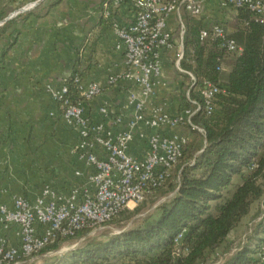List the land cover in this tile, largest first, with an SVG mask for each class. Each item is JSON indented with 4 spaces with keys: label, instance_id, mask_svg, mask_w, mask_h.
<instances>
[{
    "label": "built area",
    "instance_id": "2783aa9c",
    "mask_svg": "<svg viewBox=\"0 0 264 264\" xmlns=\"http://www.w3.org/2000/svg\"><path fill=\"white\" fill-rule=\"evenodd\" d=\"M207 1L105 0L103 17L125 47L127 67L125 72L110 76L108 82L110 86L128 82L134 89L128 92L125 106L116 115L108 104L102 106L100 121L85 117L81 105H72L65 99L66 85L61 89L56 100L63 101L62 116L78 134L73 153L85 167L75 170L77 181L63 189L47 183L35 201L19 196L12 208L0 205L1 222L7 228L16 227L19 239L17 244L6 239L0 241V264H20L59 239L74 238L81 231L103 227L127 213L132 204L139 206L146 202L166 184L188 141L178 132L179 128L192 125V117L202 110L211 116L221 92L219 86L206 80L200 92L201 105L190 99L188 91L187 98L194 109H186L183 116L172 115L166 100L154 101L158 86L164 85L162 61L166 53L175 51L177 69L185 73L180 65L186 33L184 16H204ZM123 4L133 11L131 23H120L114 17L115 9ZM219 7L235 14L237 10L247 9L264 24V0H219ZM204 22L201 40L210 45L218 43L234 56L243 52L223 22ZM189 76L192 85L196 80ZM76 82L80 83L82 97L88 101L102 93L98 84L85 88L82 81ZM144 127L152 133L146 134ZM198 130L203 133L202 129ZM137 139L146 143V153L142 156L132 152ZM182 238L180 235L177 241ZM257 264H264V254Z\"/></svg>",
    "mask_w": 264,
    "mask_h": 264
},
{
    "label": "trees",
    "instance_id": "16d2710c",
    "mask_svg": "<svg viewBox=\"0 0 264 264\" xmlns=\"http://www.w3.org/2000/svg\"><path fill=\"white\" fill-rule=\"evenodd\" d=\"M35 13L36 9L7 22L0 28V38L14 22ZM184 21V56L180 65L186 78L190 79L191 74L196 80L192 85L189 83L190 99L203 105L200 92L206 80L221 89L211 116L202 110L192 117L193 126L185 124L202 139V144L199 146L198 139L187 141L184 154L166 184L146 201L161 191L173 194L158 207L154 218L106 241H90L53 264H204L218 251L232 253L231 233L262 201L264 24L247 9L236 11L237 22L229 33L243 52L234 56L218 43L210 45L201 40L205 26L202 17L186 14ZM83 48L84 45L78 48L73 73L66 80L65 99L72 105H81L84 116L91 118L90 101L82 97L80 83L76 82L83 79L80 69ZM227 66L228 75L222 79ZM186 104L188 109H194L188 100ZM125 214L109 223H121L128 218ZM90 232L85 230L74 238L59 239L38 255L56 251L63 243L83 238ZM180 235L183 238L178 242ZM263 254L264 215L248 241L230 258H225L223 264H257Z\"/></svg>",
    "mask_w": 264,
    "mask_h": 264
},
{
    "label": "crops",
    "instance_id": "0c3cea01",
    "mask_svg": "<svg viewBox=\"0 0 264 264\" xmlns=\"http://www.w3.org/2000/svg\"><path fill=\"white\" fill-rule=\"evenodd\" d=\"M38 1L0 0V23L13 14L26 13L18 14L22 9H36L34 15L9 26L0 38V205L9 208L19 196L35 201L47 183L65 188L77 181L75 170L85 167L73 153L78 134L65 121L56 100L73 73L78 48L85 47L80 51L83 86L98 84L102 88L90 101L93 120H101L99 109L106 104L116 115L134 89L128 82L118 86L108 82L110 76L125 72L127 67L124 45L109 21L102 18L105 0H44L31 8ZM206 5V11L221 10L219 0H208ZM114 17L123 24L134 20L128 4L115 9ZM174 58L175 51L163 57L164 85L158 86L154 101L166 100L172 115L183 116L187 107L181 93L190 79L186 81L184 73L175 72ZM143 130L152 133L146 127ZM132 152L144 155L145 141L137 139ZM245 221L231 233L230 242ZM2 239L19 242L17 228H7L0 220ZM38 256L20 264H29Z\"/></svg>",
    "mask_w": 264,
    "mask_h": 264
},
{
    "label": "rangeland",
    "instance_id": "374dc122",
    "mask_svg": "<svg viewBox=\"0 0 264 264\" xmlns=\"http://www.w3.org/2000/svg\"><path fill=\"white\" fill-rule=\"evenodd\" d=\"M216 12L217 14L215 15ZM215 13L214 11L208 10L205 12V15L202 16V18L207 23H211L210 21L223 22L226 28L228 29V31L232 30L235 27V24L237 22L236 14L233 13L232 10H228V11L220 10L219 11L218 9L217 11H215ZM173 67H174L175 72L178 73L179 71L177 69L178 67H177L176 55H175V58L173 59ZM228 72H229V67L227 66L225 68L224 74L222 75V79H225L227 77ZM180 74H183V73H180ZM185 80L187 81V78H185ZM189 83H190V80H188V84L185 85V89L181 93V98L183 101H185V103L188 100L187 92L189 90V85H190ZM186 107L188 109L187 104H186ZM178 132L181 134H184L188 138L189 141L198 139L197 134L193 133L185 125H182L179 128ZM196 142H198L200 146V143L202 144V139L199 138L198 141ZM238 182L239 180L236 181V183ZM172 196L173 194H166L164 191H161V192H158L154 197H152L148 202L140 205V207L134 206L132 204L131 209L125 214L128 218H125L124 221H122L121 223H109L103 227L94 229L93 231L89 233V235L83 238L69 240L63 243L58 250L52 251L51 254L46 253L43 256L39 255L35 261L29 264H53L59 258L63 257L64 255L68 254L69 252L73 250H76L77 248L82 247L83 245H85L86 243L90 241H106L109 237L113 235H117L128 229L138 227L144 221L150 218H154L158 214V207L162 205L163 203L167 202ZM261 213L264 215V197L262 201H260L259 203L255 205L252 215L246 219L245 223L241 226L240 230L234 236L235 239L231 242L233 243L232 249L234 248L239 249L240 247L243 246V244H245L248 241L249 237L252 234L254 227L260 222V218L263 217V215L259 217ZM234 253L235 252H233L232 254ZM230 257L231 255L230 254L228 255L224 251L222 253L219 252V254H216L215 256L212 257V259L210 258V260H208L204 264H223V262L225 261V258L228 259Z\"/></svg>",
    "mask_w": 264,
    "mask_h": 264
},
{
    "label": "water",
    "instance_id": "95a60500",
    "mask_svg": "<svg viewBox=\"0 0 264 264\" xmlns=\"http://www.w3.org/2000/svg\"><path fill=\"white\" fill-rule=\"evenodd\" d=\"M43 1H44V0H40V1L36 2L31 8H35V7H37V6L40 5ZM29 10H30V8L22 9V10H20V11L18 12V14H19V13H23V12H27V11H29ZM15 15H16V14H13V15L9 16L8 18H6V19H5L3 22H1V23H2V24L7 23L8 21L12 20V19L15 17Z\"/></svg>",
    "mask_w": 264,
    "mask_h": 264
}]
</instances>
